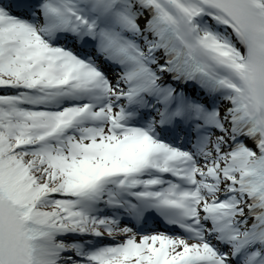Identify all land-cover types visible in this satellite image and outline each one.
I'll return each instance as SVG.
<instances>
[{"label": "snow or ice", "instance_id": "1", "mask_svg": "<svg viewBox=\"0 0 264 264\" xmlns=\"http://www.w3.org/2000/svg\"><path fill=\"white\" fill-rule=\"evenodd\" d=\"M0 264H264V0H0Z\"/></svg>", "mask_w": 264, "mask_h": 264}]
</instances>
